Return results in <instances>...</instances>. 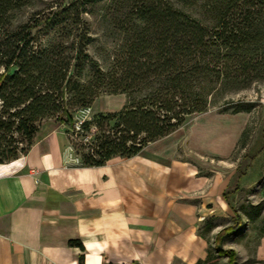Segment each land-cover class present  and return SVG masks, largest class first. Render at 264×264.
Listing matches in <instances>:
<instances>
[{"label": "trees", "instance_id": "1", "mask_svg": "<svg viewBox=\"0 0 264 264\" xmlns=\"http://www.w3.org/2000/svg\"><path fill=\"white\" fill-rule=\"evenodd\" d=\"M197 2L0 0V163L25 154L47 119L73 129L71 111L102 94L125 102L82 124L97 130L83 166L134 156L217 102L248 111L226 97L264 81V0ZM241 225L233 210L214 236L229 264L234 251L220 244Z\"/></svg>", "mask_w": 264, "mask_h": 264}, {"label": "crops", "instance_id": "2", "mask_svg": "<svg viewBox=\"0 0 264 264\" xmlns=\"http://www.w3.org/2000/svg\"><path fill=\"white\" fill-rule=\"evenodd\" d=\"M60 126L43 121L25 154L0 163V264L207 259L199 224L229 207L217 175H198L166 150L83 166L65 156ZM258 254L264 258V236Z\"/></svg>", "mask_w": 264, "mask_h": 264}, {"label": "rangeland", "instance_id": "3", "mask_svg": "<svg viewBox=\"0 0 264 264\" xmlns=\"http://www.w3.org/2000/svg\"><path fill=\"white\" fill-rule=\"evenodd\" d=\"M101 39L93 42L91 49L102 46ZM110 40H105L107 48L113 45ZM226 98L232 103L240 102L249 110L222 112V101L217 102L206 111L187 117L180 127L164 138L149 142L142 150L153 153L166 150L171 158L189 162L198 175H217L220 188L230 192L227 213L205 217L199 224L198 231L204 234L208 244V257L199 264H229L226 256L216 252L214 236L232 223L233 210L240 215L242 225L223 238L221 248L234 251L232 264H264V258L258 254L264 236V81L232 92ZM124 102V94H102L89 105L88 120L97 112L117 110ZM79 109L71 111L72 118ZM60 127L65 137V156L81 161V154L87 151L81 145L93 141L96 128L92 125L89 129L75 130L66 123ZM236 185L238 189L231 192Z\"/></svg>", "mask_w": 264, "mask_h": 264}, {"label": "built area", "instance_id": "4", "mask_svg": "<svg viewBox=\"0 0 264 264\" xmlns=\"http://www.w3.org/2000/svg\"><path fill=\"white\" fill-rule=\"evenodd\" d=\"M90 107L89 106H82L77 112V115L72 118L73 119V128L75 130H79L82 124L89 119L88 112ZM74 163L80 164L79 158L71 157Z\"/></svg>", "mask_w": 264, "mask_h": 264}]
</instances>
